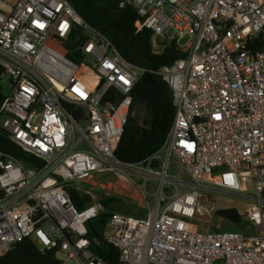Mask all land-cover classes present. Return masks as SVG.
Here are the masks:
<instances>
[{
	"label": "built area",
	"instance_id": "built-area-1",
	"mask_svg": "<svg viewBox=\"0 0 264 264\" xmlns=\"http://www.w3.org/2000/svg\"><path fill=\"white\" fill-rule=\"evenodd\" d=\"M119 4L136 11V31H152L154 52L172 43L184 52L157 71L175 113L161 148L137 163L115 149L142 69L67 0H0L1 77L10 83L0 134L41 162L25 166L0 150V256L29 239L55 251V264H105L87 222L107 195L91 180L113 175L145 198L144 216L107 219L117 264H264V49L256 45L264 47V0ZM71 189L88 197L83 209ZM204 191L241 199L248 231L197 229Z\"/></svg>",
	"mask_w": 264,
	"mask_h": 264
},
{
	"label": "trees",
	"instance_id": "trees-1",
	"mask_svg": "<svg viewBox=\"0 0 264 264\" xmlns=\"http://www.w3.org/2000/svg\"><path fill=\"white\" fill-rule=\"evenodd\" d=\"M67 1L91 27L112 42L124 59L142 69L131 91L132 106L115 149V155L125 163L143 161L161 148L175 113L171 90L157 71L182 57L184 52L176 48L174 43L165 46L161 52H154L152 31L146 27L136 31L135 21L138 18L136 11L128 5L120 6L119 0ZM76 34L80 35V31L74 30L70 41L75 39ZM256 45L264 49L258 40ZM68 56L76 62L79 61L78 56L72 52H68ZM1 74L0 65V82ZM3 98L4 94L0 86V104ZM0 150L21 161L25 166H41L38 159L22 150L3 134H0ZM70 196L77 209L81 210L86 206L87 196L74 189L70 190ZM100 202L105 210L101 211L96 219L87 222L88 237L93 242L94 253L101 257L105 264H117L119 250L104 238L107 219L112 211L144 216V209L140 208L133 213L131 205L110 195H101ZM216 213L235 224L245 225L242 213L235 208H220ZM94 239L97 243L93 241ZM56 262L55 251L41 253L29 239L17 243L0 256V264H55Z\"/></svg>",
	"mask_w": 264,
	"mask_h": 264
},
{
	"label": "rangeland",
	"instance_id": "rangeland-1",
	"mask_svg": "<svg viewBox=\"0 0 264 264\" xmlns=\"http://www.w3.org/2000/svg\"><path fill=\"white\" fill-rule=\"evenodd\" d=\"M1 92L5 95L10 90V83L4 77L1 78L0 82ZM137 114V113H136ZM142 116V115H141ZM91 181L95 182L94 189L98 195L107 194L114 196L124 203L132 206V212L136 213L140 208H143L145 198L141 196L136 187L133 185L123 186L122 184L116 183L113 175L108 176H97ZM85 188H90L91 185L84 183ZM151 195L147 196L150 201ZM235 208L239 212L243 213L245 208L244 202L232 196H223L211 191H204L198 200V206L196 211V216L193 220L195 227L201 231L204 230H241L248 231L244 224H235L223 217L217 215L216 210L220 208Z\"/></svg>",
	"mask_w": 264,
	"mask_h": 264
}]
</instances>
